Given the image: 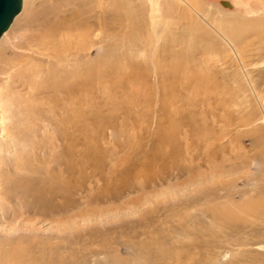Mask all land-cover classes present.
<instances>
[{
	"label": "rangeland",
	"instance_id": "374dc122",
	"mask_svg": "<svg viewBox=\"0 0 264 264\" xmlns=\"http://www.w3.org/2000/svg\"><path fill=\"white\" fill-rule=\"evenodd\" d=\"M64 1L0 38V264H264V41L230 47L243 16L198 0L158 24L146 0ZM63 53L97 75L30 87Z\"/></svg>",
	"mask_w": 264,
	"mask_h": 264
},
{
	"label": "bare ground",
	"instance_id": "6f19581e",
	"mask_svg": "<svg viewBox=\"0 0 264 264\" xmlns=\"http://www.w3.org/2000/svg\"><path fill=\"white\" fill-rule=\"evenodd\" d=\"M149 3V7L151 8V11H154V15H152L151 19V23L154 24H158L157 21H155V17L158 11L156 9L157 6L161 5L160 2L161 0H146ZM166 1V5L165 7L167 8V11H170L171 9L175 10L177 8V5L183 3L191 12H195L196 16L198 14V16H200L198 13L199 10H197L199 8V3H197V0H164ZM200 2L201 5L204 6H216L219 7L221 12L226 14V15H236V16H243L240 18L244 19V23L240 26V28H236L231 26H227V28H225L224 32H222L221 30H219L221 32L218 33L220 34L221 37H223L224 41L227 43V45H229L230 47H232V43H241L243 40L248 39L249 36H254L259 42L264 41V15L259 17H255L254 19L251 18L252 15L254 14H258L259 12H262V14H264V0H198ZM220 1H225L224 5L220 3ZM25 0H22V4H24ZM64 2L66 3H71L72 5H75L77 8L74 10L73 15L80 17V13L83 14V8L85 6H92V5H88V3L90 4V2H94V6L93 7H89L91 11L93 12H99L101 13H105V14H113L115 13V0H65ZM60 6V5H59ZM74 7V6H73ZM75 8V7H74ZM89 8L86 10V12L89 11ZM168 8H171L170 10ZM72 9V8H71ZM166 10V9H165ZM73 11V10H72ZM85 12V11H84ZM90 12V11H89ZM174 12V11H173ZM166 13V11H165ZM19 14V13H18ZM17 14V15H18ZM85 14V13H84ZM142 14V13H141ZM169 15V13H166ZM16 15V16H17ZM71 16V15H70ZM83 16V15H82ZM91 16V15H89ZM202 16V15H201ZM255 16V15H254ZM72 17V16H71ZM92 17V16H91ZM132 17V16H131ZM76 18V17H75ZM86 18V17H85ZM95 18V17H94ZM100 18V17H99ZM104 18V17H103ZM111 17H109L110 19ZM101 19V18H100ZM90 20V19H89ZM93 20V18H92ZM96 20V18H95ZM98 20V19H97ZM106 20V19H105ZM157 20V19H156ZM242 20V19H241ZM81 21V20H80ZM83 21H87L84 20ZM103 21V20H101ZM109 21V20H108ZM161 21V20H160ZM65 22V20H64ZM63 22V23H64ZM105 21H103L102 23H104ZM81 23V22H80ZM91 23V22H90ZM96 23V21H95ZM101 23V24H102ZM163 23V22H162ZM205 23V22H204ZM206 23L208 25H211L207 20ZM58 24V23H57ZM78 24V23H77ZM79 24L80 26L83 25ZM86 24V23H85ZM98 24V23H97ZM96 24V25H97ZM111 24V23H110ZM213 24V23H212ZM106 25V24H105ZM141 25V24H140ZM87 26V24H86ZM99 26V25H98ZM153 26V25H152ZM58 27V26H57ZM61 27V26H60ZM75 27V26H74ZM79 27V26H78ZM91 27V26H90ZM94 27V26H93ZM101 27V26H100ZM213 27V26H212ZM219 29V26H216ZM82 28V26H81ZM107 28V27H106ZM156 28V27H155ZM76 29V28H75ZM83 29V28H82ZM81 31H84L82 30ZM94 29V28H93ZM79 30V29H78ZM223 30V29H222ZM218 31V30H217ZM96 32V31H95ZM216 32V31H215ZM94 33V32H93ZM78 34V33H77ZM97 34V33H96ZM88 32H83V33H79L78 35H76V40L75 41H79V44L77 47L81 46H85L84 41H86V39H89L88 37ZM3 36V35H2ZM47 36V35H46ZM72 36V35H71ZM92 36V35H91ZM42 37V36H41ZM48 37V36H47ZM46 37V38H47ZM66 37V36H65ZM69 37V36H68ZM50 38V37H49ZM67 38V37H66ZM71 38V37H69ZM74 38V39H75ZM92 38V37H91ZM90 38V39H91ZM96 38V37H95ZM94 38V39H95ZM149 38V37H148ZM44 39V38H43ZM65 39V38H64ZM90 39L88 41H90ZM156 39V38H155ZM45 40V39H44ZM43 40V41H44ZM72 40V39H71ZM97 40V39H96ZM48 41V40H47ZM69 42H72L70 40H68ZM50 42V41H49ZM49 42H45L43 44H41L44 47L48 48L47 43ZM76 42V43H77ZM148 42V39L146 41V43ZM153 42V41H152ZM42 43V42H39ZM46 44V45H45ZM75 44V42H74ZM88 44V43H87ZM91 44V43H90ZM246 44V43H245ZM36 45V44H35ZM53 46V45H51ZM72 46V45H71ZM75 46V45H74ZM262 46V45H261ZM66 47V46H65ZM64 48V47H63ZM69 48V47H68ZM66 47V49H68ZM80 48V47H79ZM78 48V49H79ZM86 48V47H84ZM49 49V48H48ZM52 49V48H51ZM55 49V48H54ZM46 50V49H45ZM65 49L61 50L62 52ZM80 50V49H79ZM78 50V51H79ZM239 50V49H238ZM47 51V50H46ZM56 51V50H55ZM59 51V50H58ZM57 51V53H58ZM81 51V50H80ZM49 52V51H48ZM60 52V51H59ZM239 52V51H238ZM260 52V51H259ZM66 53V50H65ZM69 53V52H68ZM77 53V52H76ZM64 55V53H63ZM76 55V54H74ZM65 56V55H64ZM62 57V55H54V64L53 65H46V67L43 68V70H41V73H45L47 75V79L43 80V81H38V77L39 76H32L33 74H27L26 76H24V79L27 81H31L30 79H35L36 80H32L30 82V87H32V83L34 82L35 85H43L44 88H46L45 86H47L48 88H52L53 90L56 91V89L60 88L62 89V92L65 93L66 96L71 95L72 93L75 92H80L82 91V89L87 85V79L86 77L89 76H96L97 75V67H84V66H80L79 64H76L75 62H70L69 59H66L65 57ZM237 59L241 61V58L239 57V55H236ZM74 60V59H73ZM97 60V59H96ZM77 61V60H76ZM53 63V62H52ZM99 63V61H98ZM90 65V64H89ZM96 65V63L94 64ZM40 71V70H39ZM34 73V72H33ZM42 73V74H43ZM38 74V72H37ZM40 74V72H39ZM88 78V77H87ZM94 78V77H93ZM89 80V79H88ZM26 81H22L23 83ZM29 87V88H30ZM35 90V89H34ZM28 100V99H27ZM27 102V101H26ZM81 104V103H80ZM77 105V104H75ZM70 106V105H69ZM27 107V106H25ZM23 125V124H22ZM28 132V131H27ZM18 135V134H17ZM56 180V179H55ZM218 213V212H217Z\"/></svg>",
	"mask_w": 264,
	"mask_h": 264
},
{
	"label": "water",
	"instance_id": "95a60500",
	"mask_svg": "<svg viewBox=\"0 0 264 264\" xmlns=\"http://www.w3.org/2000/svg\"><path fill=\"white\" fill-rule=\"evenodd\" d=\"M224 5L225 1H220ZM22 0H0V38L20 12Z\"/></svg>",
	"mask_w": 264,
	"mask_h": 264
}]
</instances>
